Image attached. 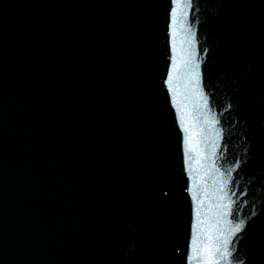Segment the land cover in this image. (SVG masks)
I'll return each instance as SVG.
<instances>
[{
	"label": "water",
	"instance_id": "water-1",
	"mask_svg": "<svg viewBox=\"0 0 264 264\" xmlns=\"http://www.w3.org/2000/svg\"><path fill=\"white\" fill-rule=\"evenodd\" d=\"M217 132L190 0H0V264H242Z\"/></svg>",
	"mask_w": 264,
	"mask_h": 264
},
{
	"label": "snow or ice",
	"instance_id": "snow-or-ice-1",
	"mask_svg": "<svg viewBox=\"0 0 264 264\" xmlns=\"http://www.w3.org/2000/svg\"><path fill=\"white\" fill-rule=\"evenodd\" d=\"M177 5L179 6V0H177ZM184 15L186 16L187 13L185 12ZM179 16V13L176 10H173L172 13V23L173 25L178 23L177 17ZM181 26L183 25V21H179ZM173 35H175V29L173 30ZM188 63H191L189 61ZM198 65H193L192 71H191V80L196 81L199 73L197 71ZM176 70V66H173V71ZM173 80L172 76H169V84L171 85ZM214 123V121L212 122ZM185 131H187V128H185ZM217 136H219V133L217 132ZM191 140V136L186 140V144H189ZM211 148V155L205 157L206 160H211L212 157L216 155L218 144L213 141L211 145H208ZM194 149L191 146L186 147L185 149V157L188 160H191L192 157L190 156V153ZM199 154V153H198ZM197 163H199V160H197ZM203 167V165H201ZM217 172H219V169H216ZM220 199H223V197H220ZM224 209H227L229 207L228 204H225L222 206ZM224 216L228 215V212L224 211L222 213ZM199 217V212H198ZM219 221H217L218 223ZM200 223H204L201 221ZM196 227L194 226V237H193V256L192 260L196 261L197 264H219L220 260H224L228 254L227 248L225 247L229 241L225 239H221V234L219 233L218 229H215V225H210L209 228L205 231L196 232ZM243 227V221H240L238 223H235V225L231 228L232 233H237L242 230ZM215 229L216 234H212L213 230ZM214 257H218L219 259H214Z\"/></svg>",
	"mask_w": 264,
	"mask_h": 264
}]
</instances>
